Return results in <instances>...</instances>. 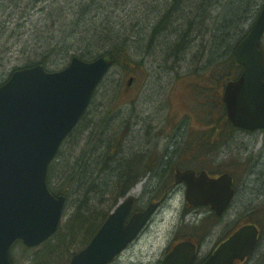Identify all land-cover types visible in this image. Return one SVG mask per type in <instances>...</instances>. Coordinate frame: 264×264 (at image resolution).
Instances as JSON below:
<instances>
[{
    "label": "rangeland",
    "instance_id": "374dc122",
    "mask_svg": "<svg viewBox=\"0 0 264 264\" xmlns=\"http://www.w3.org/2000/svg\"><path fill=\"white\" fill-rule=\"evenodd\" d=\"M164 1L0 0V79L9 73L14 61L22 62L25 56H31L35 52L28 51V48H37L36 51L42 48L54 49L46 68L52 70L57 67L63 58L59 37L56 34H65L74 25L77 35L80 25L76 22L83 13L90 10L91 24L81 32L90 35L106 27L110 33L129 29L132 37L127 42L129 44L127 51L131 60L126 62L122 59L119 64L109 69L92 100L90 122L83 119L87 117L85 114L78 128L84 125L81 131L85 134L97 127L96 119L105 115L107 123L115 120V125L121 124L116 129L127 123L128 127L125 126L124 131L126 136L122 143L125 153H128V149L142 144H145L143 148L154 147V151L165 148L168 153L167 162L170 163L167 166V173H170V176L178 165L182 168L190 165L196 166V169L200 168L197 163L205 152L200 153L204 155L198 156L200 154L196 155L194 152L188 154L185 150L187 140L201 133L202 126V121L191 114L192 87L185 83V76L193 73L190 72V67L197 64V60L194 59L196 50H191L183 62L173 64L164 61L162 52L158 51L168 40L165 32L154 47L149 46L144 38L148 25L152 19L158 17L157 14L164 7ZM49 9L55 11L57 21L54 26L46 23V19L52 15ZM19 21L23 23L20 28ZM74 42L76 48L93 46L86 40L76 37L64 43L63 48L71 46ZM262 44L264 46V35ZM133 74L137 76V81L126 88V81ZM177 76L183 78L176 79ZM93 111L97 112V117ZM94 137L97 138V135ZM220 144L204 157L209 160L204 164L217 166L222 161H234L237 192L232 205L217 223L209 231L207 229L211 225L205 229L197 225L204 217L205 208L186 215L185 221H182L181 215L188 205L184 203L183 194L177 188L174 192L168 193L169 196L163 200L148 227L110 264H156L162 257L164 249L181 238H190L199 244L200 259L210 252L235 221L254 213L259 219L260 236L254 252L240 264H264V216L258 212L264 211V132L246 133L235 130L226 143ZM216 153H219V156L214 158ZM234 167L233 165L232 168H227L232 171ZM162 170L163 167L159 164L150 173L139 177L130 187L128 194L135 198L136 206L142 207L150 197L157 199L161 192L167 193L170 190V184H164V181L160 180ZM67 206L68 210L74 206L70 198L67 200ZM203 233L207 235L201 236ZM25 251L29 253L21 244L14 246L12 255L17 264L29 262L25 261L26 257L21 256Z\"/></svg>",
    "mask_w": 264,
    "mask_h": 264
},
{
    "label": "water",
    "instance_id": "95a60500",
    "mask_svg": "<svg viewBox=\"0 0 264 264\" xmlns=\"http://www.w3.org/2000/svg\"><path fill=\"white\" fill-rule=\"evenodd\" d=\"M263 31L264 2L254 25L234 49L242 71L226 83L222 95L231 124L247 130L264 128V57L259 48ZM112 62L109 53L91 61L74 56L58 71H45L41 64L17 69L0 85V264H12L9 247L15 239L35 246L58 228L64 196L49 191L47 166ZM174 180L185 183V198L190 204H209L217 215L233 194L231 177L226 173L210 178L205 171L195 176L193 170H177ZM131 204L130 197L119 204L87 246L72 255L69 264H106L138 234L158 203H149L124 223ZM257 237L256 226L244 224L202 264L243 260ZM195 248L191 241H181L161 264H192Z\"/></svg>",
    "mask_w": 264,
    "mask_h": 264
},
{
    "label": "trees",
    "instance_id": "16d2710c",
    "mask_svg": "<svg viewBox=\"0 0 264 264\" xmlns=\"http://www.w3.org/2000/svg\"><path fill=\"white\" fill-rule=\"evenodd\" d=\"M261 2L262 0H165L164 7L157 14L158 17L152 19L144 34L148 43L153 33L154 35L163 31L166 33L165 37L168 40L163 46L168 44V49L165 48L166 50L162 52L166 62L173 64L183 62L191 50H196L194 59L197 60V64L190 67V72L193 73L185 76V83L192 87L191 114L202 121V126L201 133L187 140L185 150L188 154L194 152L196 155L205 152V155L202 153L204 156L199 163H208L209 160L204 157L208 156L210 150L217 149L220 142H222L220 145L226 143L231 133L238 130L226 118L221 94L225 83L236 78L241 71V66L234 60L233 50L253 24ZM49 10L52 15L46 19V23L54 26L57 21L55 11ZM91 18L90 10L79 17L76 24L80 25V30L77 35L74 25L65 34H56L59 37L63 61L54 69L63 67L73 55L89 60L106 50L113 55L116 64L122 59L126 62L131 60L125 45L127 40L125 34L110 33L107 27L90 35L81 32L91 24ZM19 23L20 28L23 23L20 21ZM76 37L86 40L93 46L76 48L74 42L71 46L63 48L64 43ZM261 45L264 50L263 44ZM33 50L35 52L31 56H25L22 62L15 59L10 70L37 62L43 63L46 67L54 49L42 48L36 51L37 48H28V51ZM137 71L133 72L136 74ZM135 74L133 77L136 80ZM5 78L6 76L2 77L0 83ZM182 78L183 76H177L176 79ZM84 119L88 122L90 117L87 115ZM114 122L115 120L104 125L97 124V127L85 134L81 129L73 130L62 142L49 164L47 183L53 193H63L66 198H70L74 206L71 210L66 208L62 223L51 237L36 248L25 247L29 250V253L25 251L21 254L26 257L25 261H29L25 264H67L71 254L84 247L90 240L118 199L124 196L139 177L150 173L159 164L163 167L160 180L164 181V184H171L172 176L167 173V166L170 163L167 162L166 149L154 151L153 148L149 152L146 148L137 147L130 148L128 153H125L121 141L114 145V140L118 135L122 137L125 135L126 125L116 129L119 125H115ZM94 135H97V138ZM233 165L235 167L231 172L235 174L234 161H222L218 164L223 169L232 168ZM162 193L164 194V192L160 194ZM258 212L264 216V211ZM244 220L259 225L255 213L245 216ZM214 222L215 216L210 213L197 225L205 229ZM201 236H204V233ZM11 259L17 264L12 256Z\"/></svg>",
    "mask_w": 264,
    "mask_h": 264
},
{
    "label": "flooded vegetation",
    "instance_id": "af4514ba",
    "mask_svg": "<svg viewBox=\"0 0 264 264\" xmlns=\"http://www.w3.org/2000/svg\"><path fill=\"white\" fill-rule=\"evenodd\" d=\"M195 171H196V173L198 172L197 169H196ZM206 171H207V173H208V175H209L210 177H214V176H217L218 174H220V173H222V172H225L223 169H219V170H217V171H214V170H206ZM228 172H230V171H228ZM230 175L232 176L234 192H235V194H236V192H237V184H236L237 181H236V177H235L233 174H231V173H230ZM177 188L180 189L179 192H181L182 194L184 193V189H183L184 187H183L181 184H179V185L177 186ZM181 189H182V190H181ZM235 194H234V195H235ZM231 203H232V202H231ZM231 203H230V205L228 206V208L231 206ZM218 219H219V218H218ZM226 236H228V235H226ZM226 236H224V237L222 236L218 242H221ZM173 244H175V242L171 244V246L167 249L166 252H168V251L171 249V247L173 246ZM197 246H198V244H197ZM166 252H165V253H166ZM196 256H197V255H196ZM159 262H160V259L157 260L156 264H159ZM194 264H198V260H197V258H196ZM199 264H200V263H199ZM233 264H240V262H239V261H235Z\"/></svg>",
    "mask_w": 264,
    "mask_h": 264
},
{
    "label": "bare ground",
    "instance_id": "6f19581e",
    "mask_svg": "<svg viewBox=\"0 0 264 264\" xmlns=\"http://www.w3.org/2000/svg\"><path fill=\"white\" fill-rule=\"evenodd\" d=\"M105 30V29H104ZM106 32H108L109 33V31H107L106 30ZM164 33V31L161 33V32H159V34H157V35H154V33L150 36V39L148 40V45L149 46H151V47H154V45H155V43L160 39V37L162 36V34ZM118 35H120V34H125L127 37V40H126V46L127 47H129V44H127V42H129V40H131V37H132V34L130 33V31H129V29H124L123 31H121V32H119V33H117ZM145 38H147V36L145 37ZM125 46V47H126ZM165 48H167L168 49V44L167 45H165V46H161V47H159V50L158 51H161V52H163L164 50H166ZM157 51V52H158ZM164 58V57H163Z\"/></svg>",
    "mask_w": 264,
    "mask_h": 264
}]
</instances>
